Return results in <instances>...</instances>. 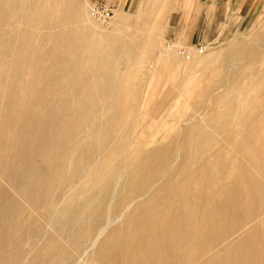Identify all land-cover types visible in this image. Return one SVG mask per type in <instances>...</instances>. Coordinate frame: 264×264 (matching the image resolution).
Masks as SVG:
<instances>
[{
  "label": "rangeland",
  "instance_id": "374dc122",
  "mask_svg": "<svg viewBox=\"0 0 264 264\" xmlns=\"http://www.w3.org/2000/svg\"><path fill=\"white\" fill-rule=\"evenodd\" d=\"M155 1L128 0L123 6L113 0H38L51 19L73 6L68 26L85 43L96 45L99 53L119 50L108 63L122 95L107 116L108 122L113 115L117 126L114 122L107 129L105 170L95 167L78 191L55 192L48 198L49 209L33 214L32 229L40 226L44 236L54 234V226L44 221L95 193L93 238L105 224L107 207L113 220H107V231L93 248L87 243L75 253L64 237L57 238L70 254L66 264H215L225 254L223 247L236 246L253 230L264 241V195L242 212L239 226L247 224L252 210L254 221L229 243L219 238L216 212L234 185L242 183L245 169L252 171V183L264 177V170L261 175L250 166L258 158L264 162V0L244 5L213 0L210 36L201 44L169 39L166 24L174 0ZM11 2L0 0V9L11 11ZM88 56L71 53L85 64ZM86 71L85 65L77 72L82 77ZM70 84L64 79L65 88ZM82 92L85 98L89 89ZM114 99L107 98V107ZM104 106L97 103V109ZM118 168L126 174L115 186ZM100 189L104 193L98 196ZM149 203L152 220L144 209ZM43 213L47 218H40ZM26 228L23 222L14 236ZM112 232H117L113 241Z\"/></svg>",
  "mask_w": 264,
  "mask_h": 264
},
{
  "label": "bare ground",
  "instance_id": "6f19581e",
  "mask_svg": "<svg viewBox=\"0 0 264 264\" xmlns=\"http://www.w3.org/2000/svg\"><path fill=\"white\" fill-rule=\"evenodd\" d=\"M10 1L11 11L0 9V264H66L70 254L64 245L58 244L57 238L64 237V243L75 253L82 251L87 243L93 248L107 231V207L101 216L105 224L93 238L95 225L91 206L97 197L95 193L79 201L76 207L71 206L57 217L44 221L54 226V234L44 236L40 226L32 229L31 225L36 223L33 214L48 210V198L55 192L63 196L78 191L84 180L91 179L95 167L105 170L107 129L114 122V128L117 126L114 116L110 114L108 122L107 116L116 110L120 95L114 69H109L108 63L115 60L119 50L99 53L96 45L85 43L82 35L76 33L72 25L68 26L74 18L73 6L66 14L51 19L38 0ZM83 51L89 54L87 64L80 57H71V53ZM84 64L87 71L81 77L77 71L85 67ZM92 77L96 80L92 81ZM66 78L71 84L65 88ZM82 89H89V97L83 98ZM109 97L115 99L107 107ZM97 103L105 106L97 109ZM91 139L96 141L89 143ZM250 166L263 175V158ZM125 174V169L116 170L115 186ZM105 175L104 189L107 188V169ZM242 176V183L234 185L226 200L217 205L219 238L223 243H229L254 221L255 211L252 210L247 224L239 226L242 212L263 200L264 177L252 183L249 181L252 171L247 169ZM260 190L263 194H259ZM104 192L100 189L97 194ZM157 205L160 204L157 202ZM148 207L152 205L144 206L149 214ZM26 209L29 214L25 213ZM148 214L147 218L152 220L153 215L148 217ZM42 217L47 218V215L43 213ZM22 221L27 223V228L15 237ZM116 233L110 234L111 241ZM246 235L236 246L227 248L229 243L223 247L222 260L214 263L264 264L261 235L256 230ZM144 246L147 248V244Z\"/></svg>",
  "mask_w": 264,
  "mask_h": 264
},
{
  "label": "crops",
  "instance_id": "0c3cea01",
  "mask_svg": "<svg viewBox=\"0 0 264 264\" xmlns=\"http://www.w3.org/2000/svg\"><path fill=\"white\" fill-rule=\"evenodd\" d=\"M113 1L124 6L128 0ZM157 1V4H166L164 0ZM212 2L213 0H174L167 19L166 36L171 40L189 44H201L208 40L211 12L215 5ZM238 3L244 5L246 0H239Z\"/></svg>",
  "mask_w": 264,
  "mask_h": 264
}]
</instances>
